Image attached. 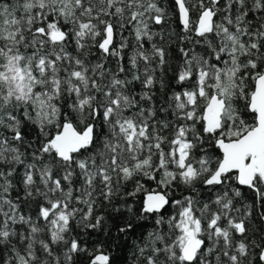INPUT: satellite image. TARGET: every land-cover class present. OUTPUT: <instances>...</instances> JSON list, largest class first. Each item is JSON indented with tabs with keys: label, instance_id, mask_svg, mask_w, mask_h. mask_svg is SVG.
I'll list each match as a JSON object with an SVG mask.
<instances>
[{
	"label": "snow or ice",
	"instance_id": "1",
	"mask_svg": "<svg viewBox=\"0 0 264 264\" xmlns=\"http://www.w3.org/2000/svg\"><path fill=\"white\" fill-rule=\"evenodd\" d=\"M252 219L264 0H0V264H264Z\"/></svg>",
	"mask_w": 264,
	"mask_h": 264
},
{
	"label": "trees",
	"instance_id": "2",
	"mask_svg": "<svg viewBox=\"0 0 264 264\" xmlns=\"http://www.w3.org/2000/svg\"><path fill=\"white\" fill-rule=\"evenodd\" d=\"M4 2H9V0H4ZM12 2H14V0H12ZM165 6L167 7L169 4V0H164ZM169 16L171 17V22L169 23V25L167 26V33L173 36V44L172 47L175 48L176 44L179 43L178 40V35L181 32V28L176 20V16L173 12H169ZM242 192H244L246 194L247 197V202L251 203L252 202V197L251 194L247 192V189H242ZM174 196L179 195V193H173ZM143 194H140V197L142 198ZM138 206V204H137ZM171 211V210H169ZM121 223V221L118 220H110L109 221V227L112 229L113 234L115 235V227L117 224ZM145 225V228L143 229H137L136 232V237H139L141 235L142 231H150L151 230V225H152V221H145V222H141ZM251 223V227L253 229H255L257 232H259V229L264 226V222L259 221L258 219H252L250 221ZM96 234H93V239H95ZM103 237L101 236V239ZM132 243L135 242V240L133 239L131 241ZM91 243V241H90ZM114 257H118V259L116 260V264H133V261L131 259L132 256V249L131 246L129 245L128 248H121L120 250H117L116 248L112 249V253H111Z\"/></svg>",
	"mask_w": 264,
	"mask_h": 264
}]
</instances>
